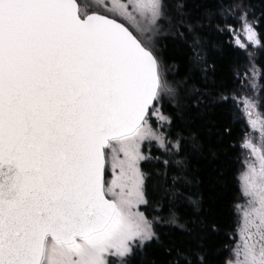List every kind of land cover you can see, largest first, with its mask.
Masks as SVG:
<instances>
[{"label":"snow or ice","instance_id":"obj_1","mask_svg":"<svg viewBox=\"0 0 264 264\" xmlns=\"http://www.w3.org/2000/svg\"><path fill=\"white\" fill-rule=\"evenodd\" d=\"M261 58L264 0H0V264H264ZM217 106L257 134L223 260L191 190Z\"/></svg>","mask_w":264,"mask_h":264},{"label":"trees","instance_id":"obj_2","mask_svg":"<svg viewBox=\"0 0 264 264\" xmlns=\"http://www.w3.org/2000/svg\"><path fill=\"white\" fill-rule=\"evenodd\" d=\"M259 3V0H254ZM170 57L178 60L180 57L169 51ZM239 58V54L231 48L225 50L221 57H213L216 60L217 83H223L231 87L229 65ZM258 67L264 66V58L258 62ZM262 111L264 112V106ZM165 111H170L167 104ZM212 125L203 124L197 121V129L204 144L203 153L193 162L195 180L191 185V190L197 193L203 199V207L208 217L219 225V234L214 237L213 247L220 250L218 259L223 260L228 256V248L231 247L236 238V218L234 206L238 201L239 192L237 186V175L240 164V148L231 147L230 144H237L244 134L245 128L242 121L234 123L229 115L228 106H217L207 117ZM231 124V136H225L223 140L219 137L223 133L225 125ZM146 154L159 155L160 151L152 146L151 153ZM142 168L148 170L147 163H142ZM141 210H144L143 207ZM192 211L185 206L178 210V214L186 216ZM167 215V213H165ZM162 232L168 231L166 226L161 227ZM161 259V252L155 246H150L146 250L144 257L147 261ZM139 264V259L137 261Z\"/></svg>","mask_w":264,"mask_h":264},{"label":"rangeland","instance_id":"obj_3","mask_svg":"<svg viewBox=\"0 0 264 264\" xmlns=\"http://www.w3.org/2000/svg\"><path fill=\"white\" fill-rule=\"evenodd\" d=\"M79 2H81L84 5H89L92 2V0H79ZM262 117H264V112L262 111V107L259 108L258 112L256 110L253 111V119L259 120ZM241 121L244 124L245 131L250 132V130L247 127L246 121H244L243 119ZM258 127H259V123H258ZM250 135L254 138V140L256 139L257 134L250 132ZM252 159L253 158L250 157L247 150H243L240 148V164H239V170H238V175H237V186H238L239 197H238L237 203L234 206V214H235V218H236V231H237V224L239 221V216L237 214L236 205L245 204L246 200H247V198L243 197L242 193H241V177H242V173H244L247 170L245 161H250ZM235 236H236V238H235V241H234L232 246H234V244L236 243V240L239 239V237L237 235H235Z\"/></svg>","mask_w":264,"mask_h":264}]
</instances>
